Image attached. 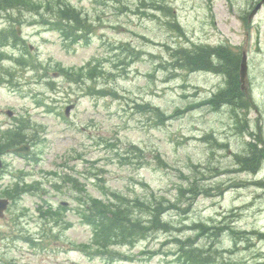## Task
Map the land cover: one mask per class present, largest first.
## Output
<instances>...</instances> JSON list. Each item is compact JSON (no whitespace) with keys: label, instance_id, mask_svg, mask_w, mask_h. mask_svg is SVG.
<instances>
[{"label":"rangeland","instance_id":"1","mask_svg":"<svg viewBox=\"0 0 264 264\" xmlns=\"http://www.w3.org/2000/svg\"><path fill=\"white\" fill-rule=\"evenodd\" d=\"M32 1L44 7L45 18L61 1L91 27L86 41L73 42L34 11L0 19V36L18 29L28 51L0 42L7 57L0 71V130L23 119L35 138L29 155L2 156L0 198L9 199L7 189L20 178L39 184L14 203L9 199L0 218V264H180L174 240L187 238L211 248L212 264H264V186L252 185L264 181V161L251 174L239 172L233 157L251 140L241 128L245 121L264 143V4L248 21L262 0ZM155 2L173 17L154 10ZM173 18L184 36L169 28ZM199 45L247 52L246 110L213 108L207 101L225 87L223 78L178 67L175 51ZM19 56L36 70L17 65ZM5 69L14 78L8 84ZM68 174L77 188L63 182ZM194 179L208 190L188 200L180 189ZM113 192L128 202H151L153 193L175 204L163 217L168 233L148 231L98 251L83 217L85 202L111 201ZM46 206L60 214L46 216ZM197 223L202 229L195 231Z\"/></svg>","mask_w":264,"mask_h":264},{"label":"trees","instance_id":"2","mask_svg":"<svg viewBox=\"0 0 264 264\" xmlns=\"http://www.w3.org/2000/svg\"><path fill=\"white\" fill-rule=\"evenodd\" d=\"M62 5L61 1L56 2V10L51 11V15L45 18L43 12L40 10L44 7L34 3L32 0H0V18L4 15L11 16L14 12L34 11L40 16L41 22L44 25H50L52 29L60 33L64 40L73 42L86 41L91 27V24L85 18L86 16L84 15L85 17H83L79 10L70 5ZM141 5H144V2H141ZM153 9L165 13L168 17H173L172 11L166 5L156 4L155 2ZM39 11L41 12L39 13ZM167 24L171 30L184 36L180 25L174 18ZM6 37L7 39L1 37L0 42L7 40L13 47L20 45L28 52L24 41L17 36L16 31H12ZM173 58L181 69L185 68L191 73L212 72L223 78L225 87L220 89L207 101L213 108L220 109L221 106H225L234 112H240L246 110L251 105V103L249 105L245 97L246 93L240 90V52L233 50L227 45L214 47L199 45L192 48L181 47L175 51ZM5 59L7 57H4V54L0 53V71L3 69L2 62ZM25 61L26 58L21 56L14 59L17 65L24 66L32 71L36 70L31 67L32 64L30 62L27 65ZM33 61L35 60L31 62ZM1 73L13 79V75L7 72V70ZM67 75H69V79H73L72 74L67 73ZM88 76L91 78L93 75L89 72ZM152 110L156 111L155 113L159 115V119L164 118L162 114H159L161 112L158 109ZM236 116L238 117V115ZM18 122L19 125L16 127L7 128L4 131L0 130V155L6 154L12 148L23 143L34 142V136L26 132V122L23 119ZM241 128L248 133L251 140L245 143L244 153L233 155L234 162L239 166V172L256 174L264 159V150L260 146L264 143L258 137L257 132H249L248 121H245ZM133 149L135 150L131 154L138 156L136 152H139V150L134 147ZM63 182L72 188H77V181L71 174L64 175ZM198 184V180L194 179L189 186L182 190L180 189V195L185 196L188 200H193L202 194H206L208 189L201 188L199 190ZM254 185L264 186V183L257 182ZM38 187V183L27 184L24 179L20 178L7 189L6 196L15 202L21 195L28 192L33 193ZM150 198L151 202L139 200L128 202V199L115 192L112 193L111 201L90 197L85 202L83 217L85 222L93 228L94 242L92 245L96 246L98 251H102L111 246L128 244L136 237H144L148 231L160 230L168 233L170 226L169 223L163 220V217L169 211L176 210V205L170 202L164 204L153 193ZM41 209L46 213V216L52 218L60 214L59 210L51 206H46V208L41 207ZM59 209L62 210V208ZM146 215L148 216V220L144 221ZM193 229L195 231L200 230L202 229V225L197 223ZM174 242L178 244L175 255L179 256L180 264H212L213 258L209 254L211 248L209 250L202 249L191 238H187L184 241L176 239ZM83 247H87L86 244Z\"/></svg>","mask_w":264,"mask_h":264},{"label":"water","instance_id":"3","mask_svg":"<svg viewBox=\"0 0 264 264\" xmlns=\"http://www.w3.org/2000/svg\"><path fill=\"white\" fill-rule=\"evenodd\" d=\"M264 0L262 1V3ZM261 3V4H262ZM261 4L257 5L255 9L252 11V13L249 16V20L254 16V14L257 12L258 9H260ZM239 81H240V88L241 90H245L248 85V78H247V55L246 52L243 51L242 53V61L240 64V71H239ZM73 108V106H68L65 109V115L68 116L70 110ZM8 116H12V113L10 111L6 112ZM15 154H28L30 152V147L28 145H21L19 147H16L12 150ZM2 168V160L0 158V172ZM65 204V203H64ZM8 201L6 199H0V217L3 216V212L7 209Z\"/></svg>","mask_w":264,"mask_h":264},{"label":"bare ground","instance_id":"4","mask_svg":"<svg viewBox=\"0 0 264 264\" xmlns=\"http://www.w3.org/2000/svg\"><path fill=\"white\" fill-rule=\"evenodd\" d=\"M213 258V257H212Z\"/></svg>","mask_w":264,"mask_h":264}]
</instances>
